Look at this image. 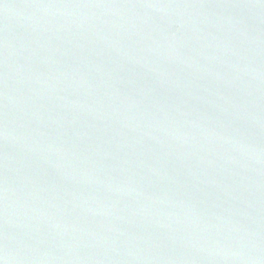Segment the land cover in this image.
Instances as JSON below:
<instances>
[{
    "label": "water",
    "instance_id": "obj_1",
    "mask_svg": "<svg viewBox=\"0 0 264 264\" xmlns=\"http://www.w3.org/2000/svg\"><path fill=\"white\" fill-rule=\"evenodd\" d=\"M0 264H264V0H0Z\"/></svg>",
    "mask_w": 264,
    "mask_h": 264
}]
</instances>
